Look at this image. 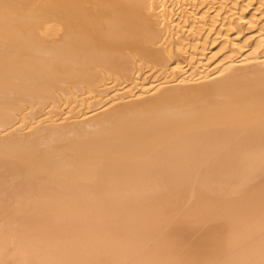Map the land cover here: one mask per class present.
I'll return each mask as SVG.
<instances>
[{
  "label": "bare ground",
  "instance_id": "obj_1",
  "mask_svg": "<svg viewBox=\"0 0 264 264\" xmlns=\"http://www.w3.org/2000/svg\"><path fill=\"white\" fill-rule=\"evenodd\" d=\"M244 1L0 0V264H264Z\"/></svg>",
  "mask_w": 264,
  "mask_h": 264
},
{
  "label": "rangeland",
  "instance_id": "obj_2",
  "mask_svg": "<svg viewBox=\"0 0 264 264\" xmlns=\"http://www.w3.org/2000/svg\"><path fill=\"white\" fill-rule=\"evenodd\" d=\"M199 1H200V0H199ZM201 1H202V0H201ZM232 1H233V0H228V3H229L228 5H231V4H232ZM241 2H242V3L238 4L239 6H236V7H240L241 4H243V3L245 4V3H246V1H244V0H241ZM183 3H184V4H183ZM189 3H190V2H189ZM189 5H190V4H188V3H186V2H182L181 5H180L179 7H176V8H177V9H180V10H183V9H184L185 7H187V6H188L189 8H191L192 6H191V5L189 6ZM183 6H184V7H183ZM252 6H253V7H252ZM258 6H259L258 2L253 3V4L251 5V8L248 9V11H247L248 13H246V15H249L250 13L253 14V12H255V13L257 12V13H258L260 10H258V11H256V10H257V9H261L260 6H259V7H258ZM176 8H175V9H176ZM254 8H255V10H254ZM231 10H232L231 8H228L227 10H223V11H221L220 14H223V15H220V16L227 17L226 15H228L229 11H231ZM234 10H235V9H233L232 11L234 12ZM236 10H237V9H236ZM236 10H235V11H236ZM206 11H211V6H209V4H207V5H205V6H202V7L200 8V10H199V9L196 10V12L194 13L196 16H194V18H196V17L198 18V16L205 15ZM238 11H239V10H238ZM238 11H236V13L234 12V15L237 14V13H238V14L241 13V11H239V12H238ZM259 13H261V11H260ZM225 14H226V15H225ZM232 14H233V13H232ZM234 15H233V16H234ZM233 16H231V17H232V18H231L230 15H229L228 18H230V20H231V19H232V20L236 19V18H235L236 16H234V17H233ZM250 18H251V16H249L248 19H250ZM190 19L192 20V22H191ZM190 19H179V18L174 17V20H175V21H174L173 23H176V24H177V23L180 22V23H179L180 25H182V26H184V28H187V29H188V28H191V26H192V24H193V21H194V19H192V18H190ZM260 19H261V21H260L261 23L259 22ZM185 21L188 22V23L186 22L187 25H186ZM256 21L259 22L260 24H262L261 26H263V25H264V16L260 17V18L257 19ZM181 23H182V24H181ZM209 23H211V22H209ZM209 23L207 22L208 25H210ZM207 24H206V23H203V24L201 25L202 27L199 26L200 24H199V25H196V26H197V29H203V30H205V29H206V26L209 27ZM219 24H220V23H219ZM219 24H218V25H219ZM205 25H206V26H205ZM182 26H181V27H182ZM185 26H186V27H185ZM188 26H189V27H188ZM219 26H220V29H222V30H223V29L227 30L225 27L222 26V28H221V25H219ZM198 27H200V28H198ZM204 27H205V28H204ZM247 28H250L249 25H247ZM220 29H219V30H220ZM185 30H186V29H185ZM225 30H224V31H225ZM224 31H222V32H224ZM252 31H253V30H252ZM175 32H176L177 34H179V33H178V32H179L178 30H176ZM260 32H261V31H260V28L258 27V28H256V29L254 30V32H250V31H248L247 33H249L248 37H249V36H250V37H253V36L255 37L256 34H257V38H258V37H260V34H262V33H260ZM263 32H264V31H263ZM176 33H175V35H176ZM204 33L206 34L207 32H204ZM181 34H182V33H181ZM181 34H180V35H181ZM180 35H179V36H180ZM182 35H183V34H182ZM187 35H188V39H187V41H186L187 43H188V40L191 38L189 41H191V42L194 41V43H198L197 45H198L199 47L202 46V44H200V42L202 43V42H204V41H200V42H198L197 40H194V35L190 34V35H191V36H190L189 33H188V34H185L186 38H187ZM258 35H259V36H258ZM185 36L183 35V37H185ZM189 36H190V37H189ZM230 36L232 37V35H230ZM230 36H229V37L227 36V37H226L227 39H226V38H225V39H226V40H228V39L230 40V39H231ZM192 37H193V38H192ZM210 37H213V35H210ZM210 37H207V38H210ZM235 37H236V36H235ZM232 39H234V37H233ZM206 40H207V39H206ZM226 40L222 41L223 43L216 45V47H211V52H212V54H210V53H211L210 51H209L208 53H206V54L209 55V56H210V55L212 56L214 53L218 52V51L220 50V48L222 47V45L225 44V43H227ZM229 40H228V41H229ZM225 41H226V42H225ZM191 42H189V43H191ZM219 45H220V48H219ZM216 48H217V49H216ZM199 51H200V50H199ZM227 51H228V49L226 50V52H227ZM246 51H248V50H246ZM246 51H245V52H246ZM191 52H192V51H191ZM226 52H224L223 54H222V53H220V54L224 55L223 57H226V54H225ZM204 57H206V56H204ZM204 57H203V58H204ZM203 58H202V59H203ZM219 58H220V57H219ZM187 61H188V60H187ZM191 65H192V66H191ZM191 65H190V61H188V62H187V67L190 66V67H188V69H189V68L191 69V68L195 65V63H194V64L191 63ZM185 66H186V65H185ZM196 66H197V65H196ZM124 85H125V84H124ZM155 86H156V85H155ZM119 87H120V86H119ZM119 92H120L119 88H116V89H114V90H111L110 94H109V93L107 94L108 97L105 98V99L108 100V101H106V100L104 99V100H105V105H107V106H105L104 104H103V105H104L106 108H108V105L110 106V101H109V100L112 99V97L115 98V97H116V94H118ZM114 95H115V97H114ZM105 96H106V95H105ZM109 97H110V98H109ZM90 100H91V99H90ZM107 103H108V104H107ZM105 107H103L102 109H106ZM67 108H68V107H67ZM234 243H238V242L236 241V242H234Z\"/></svg>",
  "mask_w": 264,
  "mask_h": 264
}]
</instances>
